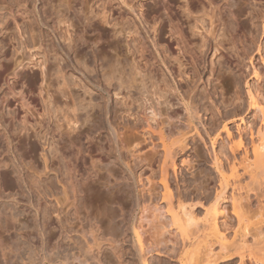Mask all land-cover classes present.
I'll return each instance as SVG.
<instances>
[{"label":"rangeland","instance_id":"1","mask_svg":"<svg viewBox=\"0 0 264 264\" xmlns=\"http://www.w3.org/2000/svg\"><path fill=\"white\" fill-rule=\"evenodd\" d=\"M257 90L264 0H0V264H179L182 238L156 209L163 142L176 153L174 207L197 223L183 242L239 264L241 250L203 225L227 182L229 243L262 245L264 229L238 231L231 200L245 192L244 218L264 203L239 161L253 158ZM140 224L157 250L137 248Z\"/></svg>","mask_w":264,"mask_h":264},{"label":"bare ground","instance_id":"2","mask_svg":"<svg viewBox=\"0 0 264 264\" xmlns=\"http://www.w3.org/2000/svg\"><path fill=\"white\" fill-rule=\"evenodd\" d=\"M254 73L256 76L259 75L258 70H256V69H255ZM249 95H250V107L252 109H254L261 116V125L258 127V130L256 132V137H253V136H255V133H252V137H251V143H252L251 144L252 145L251 156L253 158L250 157V154L248 153V151L246 149L244 151V156H242L239 161L243 167V172L246 174H249L248 176L251 179V183L256 184L260 190L262 188V185H264V95H262L260 90L259 91L257 90L256 92L250 91ZM243 122L244 121H242V123ZM245 125H247V123H245ZM150 130H152V129H150ZM222 130L226 134L227 138H230V140H231V138H233V139L235 138V137H233L231 128L227 123H225L223 125ZM162 133H161V136H162ZM121 134L118 135V138L120 140L124 139V138H120V137H122ZM244 134H242V133L238 134L240 144H237V145H239V146L244 145L243 143L246 141ZM231 141H233V140H231ZM163 143H164L163 149H164V153H165V158L168 160V162L171 166H169V164H168V167L165 166L163 168L162 177H161V185H162L163 190H164V193L162 195H163V199L166 201V204H165L166 206H165V208H162L163 205L161 206V204H160V206H158L156 204V209L161 210V211L165 210V213H166L165 215L168 218L167 219V221H168L167 226L168 227L171 226V229L168 231L171 234H173L174 236L179 235L180 238H182L183 251H182V254H181L180 259H179L180 260L179 264H213L212 261L216 260L213 258V256L215 255L213 253L214 252L213 248H211L210 246H206L207 248L206 249L204 248L205 254H201L203 256H200V254H197V252L199 253L197 248H195L197 251L196 252L195 250H193V248L190 246V244L188 246V244L183 242L184 241L183 238H186L187 234H189L188 232H190L189 230L193 227L192 225H196L197 223L195 222L196 219L194 218V216L192 214L193 212L186 209L185 205H180L179 207H174L173 188H172L173 184L170 181V175H171V171L174 173V170H175V158H176L174 156L175 151L172 150L170 148V146L168 144H166V142H163ZM216 157L218 158V156H216ZM217 160H219V158ZM239 167H240L239 165L234 164V163L232 165V172L236 176H238L237 174H240L241 170L238 171ZM218 168H219L218 170H219L220 174L224 177V172H223L224 169L222 168L221 164H220V166H218ZM239 181H240L239 179L235 180V182H234L235 187H236V185L237 186L240 185ZM224 183L225 184L222 183L219 193L217 194L214 202L212 203L211 207L207 211V215H206V218L204 220L203 226H205V228L207 230H209V232L207 231L209 234H212L213 236H215L218 239V241L220 243V247H222V249H227L229 246L231 247V245H232L234 248H238L239 250H241V251H239V257H240L239 264H264V236H263V234H259L260 232L262 233L263 229H264V226H263V228H261V225L264 224V203L261 205L262 209L259 208L260 210H258V213L255 212L257 214L251 215V217L257 216V219L255 217V218H253V220H251V219H249L251 217H249V218L245 217L244 218V215H242L243 213L241 212L243 210L242 207H244V206H242L244 202L242 203L241 200L244 199L245 192L244 193H238V194H234V193L231 194V200L233 202L234 214L236 215L238 222H239V225H238L239 230L238 231L242 232V234H241L242 236H246L247 234H249L251 231L254 230L255 232L258 231V234L255 233L256 235H262L263 237H261L262 240H260L259 243H257V246L259 244H262V245H260L258 248L255 247L256 249H254L253 248L254 246H253L252 247L253 249L250 247V249L246 250L245 247L243 246V244L241 245L236 240L229 243L230 238H229V235L226 233V227H224L225 225L222 222H220V218L224 214L225 208H226L224 206L223 202L226 201L225 193H226V189L228 188V184H227V182H224ZM244 187L245 186H243L242 189L246 188V187L245 188ZM239 189H241V188H239ZM247 204H246V206H247ZM246 206H245V208H246ZM247 207H248V209H250L249 206H247ZM254 219H256V220H254ZM143 228H145V227H143ZM133 229H134V235L136 238L137 248L140 250L141 253L142 252L145 253L146 251L150 252L151 250H154V249L157 250L156 248H157V246H159L158 245L159 242L157 243L156 239L154 241V239L151 235L145 234L143 232L144 229H142L141 224L138 226H135ZM238 231H237V233L239 234ZM191 234H192V232H191ZM207 235H205V236H207ZM208 236H210V235H208ZM236 236H237V234H236ZM203 239L205 240V238H203ZM204 240H202V239L200 241L198 240L197 247L200 244H202V242H204ZM194 247H195V245H194ZM160 250L163 251L162 248ZM162 251L161 252L159 251V252L162 253ZM156 253H157V251H156ZM195 254L199 255L200 257L197 255L195 256ZM146 259H143L144 264L147 261Z\"/></svg>","mask_w":264,"mask_h":264}]
</instances>
